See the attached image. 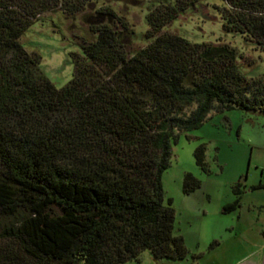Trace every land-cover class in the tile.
Instances as JSON below:
<instances>
[{"label":"trees","instance_id":"obj_1","mask_svg":"<svg viewBox=\"0 0 264 264\" xmlns=\"http://www.w3.org/2000/svg\"><path fill=\"white\" fill-rule=\"evenodd\" d=\"M97 1L0 0V264H125L145 251L186 259L162 185L178 134L211 111L264 114V75L246 78L234 48L163 31L201 0L157 1L150 43L136 52L129 24L97 9L111 22L90 26L73 78L55 87L20 39L43 14L71 17ZM222 1L223 30L264 52V0ZM194 159L209 173L205 144ZM200 186L184 175V194ZM242 187L223 213L240 207Z\"/></svg>","mask_w":264,"mask_h":264},{"label":"rangeland","instance_id":"obj_2","mask_svg":"<svg viewBox=\"0 0 264 264\" xmlns=\"http://www.w3.org/2000/svg\"><path fill=\"white\" fill-rule=\"evenodd\" d=\"M157 1L164 3V0H98L93 6L89 5L71 17L61 11L46 13L24 32L20 42L27 52L40 56L41 72L55 87L61 88L73 78L72 54H81L82 42L94 39L90 26L111 22L106 16H98L97 9L110 7L129 24L133 32L129 38V49L136 52L150 43L145 37L148 30L146 16ZM169 2L173 3V0ZM223 6L222 0H201L163 31L176 34L191 43L227 44L235 49L241 72L246 78L263 77L264 52L245 40L243 35L223 30L218 11ZM200 144L206 146L209 173L203 172L195 163L194 151ZM186 173L201 182L200 188L189 195L182 191ZM238 182L244 186L239 207L242 208V214L246 218H263L264 114L238 109L223 113L211 111L201 128L178 134L170 166L162 176L165 197L172 199L176 210V234L195 229V225L200 223L197 219L188 220L189 214L200 216L203 211H222L225 205L232 203L235 200L232 188ZM186 221H190V225ZM256 228L251 230L256 232ZM144 253L146 255L148 251ZM167 262L143 259L141 256L140 262L129 261L125 264Z\"/></svg>","mask_w":264,"mask_h":264},{"label":"crops","instance_id":"obj_3","mask_svg":"<svg viewBox=\"0 0 264 264\" xmlns=\"http://www.w3.org/2000/svg\"><path fill=\"white\" fill-rule=\"evenodd\" d=\"M242 213L239 208L229 216L221 209L212 213L203 211L200 216L189 214L188 220L193 218L200 223L195 229L177 234L183 237L189 255L182 261L167 260V264H264V217L246 218ZM186 223L190 225V221ZM255 227L256 232L251 230ZM177 231L175 226V233ZM146 255L141 256L155 260L149 252Z\"/></svg>","mask_w":264,"mask_h":264}]
</instances>
